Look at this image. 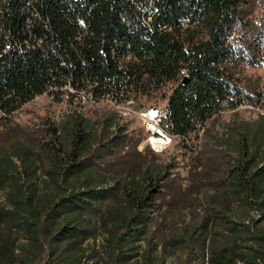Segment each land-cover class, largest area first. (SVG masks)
<instances>
[{"label":"trees","instance_id":"1","mask_svg":"<svg viewBox=\"0 0 264 264\" xmlns=\"http://www.w3.org/2000/svg\"><path fill=\"white\" fill-rule=\"evenodd\" d=\"M263 66L264 0H0V264H264V114L224 120L264 110ZM68 87L165 100L187 175L117 111L9 121Z\"/></svg>","mask_w":264,"mask_h":264},{"label":"rangeland","instance_id":"2","mask_svg":"<svg viewBox=\"0 0 264 264\" xmlns=\"http://www.w3.org/2000/svg\"><path fill=\"white\" fill-rule=\"evenodd\" d=\"M246 74L251 82L259 83L264 87V66L262 68L247 70ZM68 92V94L65 93L63 95L61 102H58L57 99L50 94L38 96L14 113L9 121L16 126V129L40 132L48 123L62 127L69 117H84L88 120L95 121L104 111H117L120 117H122L124 123H130L131 130H135L137 134L142 135L143 141L139 148L140 150H143L147 147L144 143L147 142V126L143 125V122L139 119L136 112L140 107L148 109L154 106L162 107L166 104V101L162 99L151 102L144 100L139 103L140 105L136 102H130L126 105H117L110 100L96 104L92 100H88L84 97L83 94L78 96L70 90ZM260 114H264V110H254L251 106H243L237 113L230 112L224 115V120L225 123H230L238 118L239 120H244L245 122L253 124L258 120ZM3 129L5 130V126L2 128L0 125V132H2ZM217 131L220 133L223 131L222 125H219ZM202 135L203 133L200 134V139ZM152 139L160 140L157 138L154 131H152ZM150 149L156 154L161 155L162 159L166 162L176 159V162L179 165L178 171L182 176L187 175L189 156L187 155L186 150L181 147L178 139L172 137L170 142H163L160 148ZM52 167V162L47 158H43L42 176L46 177L45 170L51 169ZM10 187L11 184L7 183L4 188L0 189V204L5 203L6 194L8 190H10ZM261 226L264 227V221ZM15 236L20 243L24 242L25 244H28L26 237L22 233L15 234ZM99 242H101V239L94 242V246H97Z\"/></svg>","mask_w":264,"mask_h":264},{"label":"built area","instance_id":"3","mask_svg":"<svg viewBox=\"0 0 264 264\" xmlns=\"http://www.w3.org/2000/svg\"><path fill=\"white\" fill-rule=\"evenodd\" d=\"M75 93L71 87L66 89ZM68 94V93H67ZM91 94L86 95L88 100H91ZM117 100V99H116ZM119 101V100H117ZM134 102V101H128ZM170 109H167L165 104L162 107L154 106L148 109H139L136 113L139 119L143 122L144 126H147V142H144L149 148L157 149L162 146L163 141L168 139L172 133V119H170ZM152 131H164V139L154 140L152 139Z\"/></svg>","mask_w":264,"mask_h":264},{"label":"bare ground","instance_id":"4","mask_svg":"<svg viewBox=\"0 0 264 264\" xmlns=\"http://www.w3.org/2000/svg\"><path fill=\"white\" fill-rule=\"evenodd\" d=\"M167 109H169V108L167 107ZM170 117H171V114H170ZM154 133H155V135L157 136L158 139H160V140L164 139V131H154ZM172 137L173 136L171 135L170 137H168V139H165L163 142H170Z\"/></svg>","mask_w":264,"mask_h":264}]
</instances>
